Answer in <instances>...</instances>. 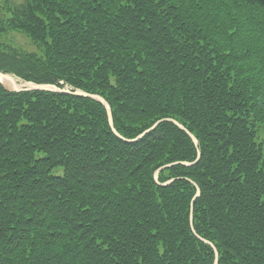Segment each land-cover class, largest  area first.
<instances>
[{"label":"trees","instance_id":"trees-1","mask_svg":"<svg viewBox=\"0 0 264 264\" xmlns=\"http://www.w3.org/2000/svg\"><path fill=\"white\" fill-rule=\"evenodd\" d=\"M0 71L198 140L0 83V264H213L190 180L218 264H264V0H3Z\"/></svg>","mask_w":264,"mask_h":264},{"label":"water","instance_id":"water-1","mask_svg":"<svg viewBox=\"0 0 264 264\" xmlns=\"http://www.w3.org/2000/svg\"><path fill=\"white\" fill-rule=\"evenodd\" d=\"M0 83L8 91H17L18 92V91H26V90H46V91H55V92L68 93V94H73V95H78V96H87V97L96 99L104 106V108L106 110L108 122H109V125H110L113 133L116 136H118L119 138L123 139L124 141H128V142L136 141L139 138H141L143 135H145L146 133H148V132L152 131L153 129H155L157 127V125L159 123H161L162 121H170V122H173L175 125H177L180 129L185 131L187 133V135L191 138V140H192V142L194 143L195 146L198 145V140L194 136V134H192L181 123H179L178 121H176L174 119H171V118L159 119L156 122H154L149 128H147L144 131H142L135 138H133V139H125L124 137H122L115 130V128L113 126L112 112H111V109H110L107 101L102 96H100L98 94L88 93V92L83 91L81 89L71 90V89L66 88V87L60 88V87H58V86H56L54 84H50V83H35V82H32V81H25V80H22L19 77L14 76L13 74L5 73V72H2V71H0ZM197 156L199 157V151L197 152ZM180 163L189 166V165L194 164L195 161L194 162L182 161ZM171 164H174V163H171ZM171 164H168V165H171ZM163 167H165V166H163ZM163 167H160V168L155 170V172H154L155 181H157L159 172H160V170ZM169 182L170 181L164 182V185L168 184ZM191 182L194 185L195 191H196L195 195H194V198H193V199H195V197H197L200 194V190H199L198 185L195 182H193V181H191ZM209 245L213 248V251H214V262H213V264H218V251H217L216 247L213 244L209 243Z\"/></svg>","mask_w":264,"mask_h":264},{"label":"rangeland","instance_id":"rangeland-1","mask_svg":"<svg viewBox=\"0 0 264 264\" xmlns=\"http://www.w3.org/2000/svg\"><path fill=\"white\" fill-rule=\"evenodd\" d=\"M3 0H0V2H2ZM8 1H10L11 3H14V4H20V3H22L24 0H8ZM8 37H9V39H11L13 42H14V44L15 45H19V46H22L23 48H26V49H28V50H31V51H36L37 50V48H36V46L33 44V42H31V40L29 39V38H27L23 33L21 34V33H17V32H11V33H8V35H7ZM87 97V96H86ZM164 118H171V117H164ZM163 118V119H164ZM160 119H162V118H160ZM171 119H174V118H171ZM159 120V119H158ZM174 120H176V119H174ZM157 121V120H156ZM155 121V122H156ZM176 121H178V120H176ZM107 122H108V118H107ZM162 122H164V121H162ZM168 122H170V121H168ZM179 122V121H178ZM172 124H174L173 122H171ZM180 123V122H179ZM153 124V123H152ZM151 124V125H152ZM108 125H109V122H108ZM150 125V126H151ZM175 125V124H174ZM183 125V124H182ZM114 126V125H113ZM149 126V127H150ZM175 126H177V125H175ZM184 126V125H183ZM109 127H110V125H109ZM148 127V128H149ZM178 127V126H177ZM185 127V126H184ZM115 128V127H114ZM179 128V127H178ZM110 129H111V127H110ZM147 129V128H146ZM116 130V129H115ZM145 130V129H144ZM143 130V131H144ZM154 130V129H153ZM111 131H112V129H111ZM117 131V130H116ZM113 132V131H112ZM118 132V131H117ZM185 132V131H184ZM191 132V131H190ZM119 133V132H118ZM186 133V132H185ZM192 133V132H191ZM120 134V133H119ZM187 134V133H186ZM193 134V133H192ZM115 135V134H114ZM121 135V134H120ZM139 135V134H138ZM116 136V135H115ZM122 136V135H121ZM118 137V136H117ZM123 137V136H122ZM119 138V137H118ZM125 138V137H124ZM121 139V138H120ZM125 139H127V138H125ZM191 139V138H190ZM123 140V139H122ZM199 150H197V152H198ZM199 157H200V152H199ZM197 155H196V158H195V163L197 162V160H198V158H199ZM194 161H192V162H194ZM187 162V161H186ZM177 163V162H176ZM168 164H170V163H167V164H164V165H162V166H160V167H163V166H165V167H168V166H170V165H168ZM159 167V168H160ZM165 167H163V168H165ZM162 168V169H163ZM161 169V170H162ZM161 170H160V172H161ZM53 172L54 173H56V174H61V172H62V169H61V167H58V168H55L54 170H53ZM159 172V173H160ZM159 176V175H158ZM173 179H169V180H166V181H172ZM154 181H155V179H154ZM166 181H163V182H160L159 181V178L157 179V181H155V183L156 184H158V185H160V186H165L164 185V182H166ZM190 181H192V180H190ZM194 182V181H193ZM199 187V186H198ZM195 188V187H194ZM199 190H200V187H199ZM195 189H194V194H193V196H192V198H191V201H190V206H189V216H188V220H189V227H190V232H191V234L196 238V239H198L200 242H203V243H205V244H207V245H209V243H211V244H213L210 240H208V239H206L205 237H203V236H201L197 231H196V228H195V226H194V201L196 200V198H198V196L200 195H198L197 197H195V199H193L194 198V195H195ZM201 192V191H200ZM214 245V244H213ZM210 246V245H209Z\"/></svg>","mask_w":264,"mask_h":264},{"label":"bare ground","instance_id":"bare-ground-1","mask_svg":"<svg viewBox=\"0 0 264 264\" xmlns=\"http://www.w3.org/2000/svg\"><path fill=\"white\" fill-rule=\"evenodd\" d=\"M14 75V74H13ZM107 115V114H106ZM112 119H113V117H112ZM165 185H167V184H165Z\"/></svg>","mask_w":264,"mask_h":264}]
</instances>
